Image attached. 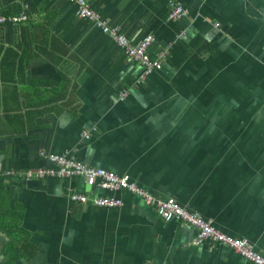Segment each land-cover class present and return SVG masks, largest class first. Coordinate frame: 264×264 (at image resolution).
Segmentation results:
<instances>
[{
  "label": "crops",
  "instance_id": "obj_1",
  "mask_svg": "<svg viewBox=\"0 0 264 264\" xmlns=\"http://www.w3.org/2000/svg\"><path fill=\"white\" fill-rule=\"evenodd\" d=\"M86 1L117 37L67 0H0V16L29 17L0 26V173L71 154L264 256V0ZM171 4L182 20L169 21ZM118 37H153L150 61L168 57L139 83L148 70ZM1 185L0 264H254L198 245L196 229L126 190L87 191L81 177ZM75 192L123 206L71 202Z\"/></svg>",
  "mask_w": 264,
  "mask_h": 264
},
{
  "label": "built area",
  "instance_id": "obj_2",
  "mask_svg": "<svg viewBox=\"0 0 264 264\" xmlns=\"http://www.w3.org/2000/svg\"><path fill=\"white\" fill-rule=\"evenodd\" d=\"M77 9V17L81 20L92 22L98 28H101L106 34L117 37L116 31L112 30L108 23L91 10L89 2L86 0H67ZM186 16V11L181 4H171L169 21H179ZM29 20L27 13H21L18 16L4 17L0 16V26L10 25L18 27ZM118 43L122 48L129 49L132 60L141 63L148 72L139 80L145 82L147 75L151 74L155 69L162 67V62L168 57V50L157 55V61L152 63L148 58V50L153 46L155 40L153 37L144 39L138 46L132 47L125 38L118 37ZM129 95V91H123L122 97ZM89 138L87 134H84ZM41 156L48 159L52 166L49 168L31 169L22 173H13L6 171L0 173V179H9L11 177L17 180H29L34 177L45 178L49 175L58 174L62 177H82L86 185L103 191L118 192L120 190L129 191L144 199L148 206L155 209L157 215L166 223L178 222L187 226H191L198 231L197 244L204 241L222 245L230 250L239 253L246 260L254 264H264V256L255 251L254 247L246 240H236L223 235L210 222H205L197 215H192L185 211L174 199H161L152 196L144 188L133 182L129 176H119L113 172L103 168H95L78 161L71 154L58 155L41 153ZM71 202L87 204V198L81 193H72ZM97 208H120L123 201L119 198L109 196H94L92 203Z\"/></svg>",
  "mask_w": 264,
  "mask_h": 264
},
{
  "label": "bare ground",
  "instance_id": "obj_3",
  "mask_svg": "<svg viewBox=\"0 0 264 264\" xmlns=\"http://www.w3.org/2000/svg\"><path fill=\"white\" fill-rule=\"evenodd\" d=\"M73 177H78V176H73ZM46 178L66 179V177L59 176L58 174H53V175H49V176H47V177H45V178L34 177V178L29 179V180H27V181L39 180V179H46ZM69 178H72V177H69ZM81 178H82V177H81ZM81 194H83V195L87 198V200H88L87 204H91V203H92V200H93V198H94L93 196L91 197V196H89L87 193H81ZM91 205H92V204H91Z\"/></svg>",
  "mask_w": 264,
  "mask_h": 264
},
{
  "label": "trees",
  "instance_id": "obj_4",
  "mask_svg": "<svg viewBox=\"0 0 264 264\" xmlns=\"http://www.w3.org/2000/svg\"><path fill=\"white\" fill-rule=\"evenodd\" d=\"M4 189H5V187L3 185H1L0 190H4ZM0 219H2V218L0 217ZM3 225H4V223L2 222V224H0V229H3Z\"/></svg>",
  "mask_w": 264,
  "mask_h": 264
},
{
  "label": "water",
  "instance_id": "obj_5",
  "mask_svg": "<svg viewBox=\"0 0 264 264\" xmlns=\"http://www.w3.org/2000/svg\"><path fill=\"white\" fill-rule=\"evenodd\" d=\"M86 190H87V191H91V190H92V187H91L90 185H87V186H86Z\"/></svg>",
  "mask_w": 264,
  "mask_h": 264
}]
</instances>
